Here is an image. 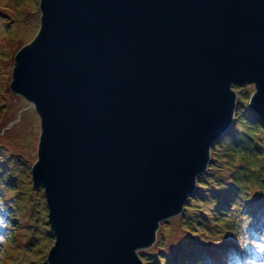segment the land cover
<instances>
[{
    "label": "water",
    "instance_id": "obj_1",
    "mask_svg": "<svg viewBox=\"0 0 264 264\" xmlns=\"http://www.w3.org/2000/svg\"><path fill=\"white\" fill-rule=\"evenodd\" d=\"M11 90L40 118L48 264H145L232 126L264 123V0H40Z\"/></svg>",
    "mask_w": 264,
    "mask_h": 264
},
{
    "label": "rangeland",
    "instance_id": "obj_2",
    "mask_svg": "<svg viewBox=\"0 0 264 264\" xmlns=\"http://www.w3.org/2000/svg\"><path fill=\"white\" fill-rule=\"evenodd\" d=\"M39 2L0 0V207L10 219L0 242V264H48L55 243L44 190L34 189L31 173L38 159L40 118L34 106L10 87L16 53L39 31ZM235 87L238 104L230 130L212 147L208 169L198 178V188L184 211L162 221L156 242L143 249L146 264H188L186 252L199 253L193 258L207 255L212 264H232L227 255L215 250H221L230 236L240 248L257 249L256 255L247 251L256 261L238 260L240 264H264V236H256L253 242L248 239L250 233L251 237L260 231L264 234V228H255L251 218L254 211L264 216V131L257 126L264 123L248 105L254 84ZM239 115L249 121L239 123ZM17 176L21 183H15ZM226 203H231L230 208ZM44 223L48 226L42 227ZM229 228L236 231L235 237ZM47 231L52 240L43 236Z\"/></svg>",
    "mask_w": 264,
    "mask_h": 264
},
{
    "label": "trees",
    "instance_id": "obj_3",
    "mask_svg": "<svg viewBox=\"0 0 264 264\" xmlns=\"http://www.w3.org/2000/svg\"><path fill=\"white\" fill-rule=\"evenodd\" d=\"M239 117H240V120L238 121L239 123H246L247 121H249L246 117H244V116H240L239 115ZM260 119V118H259ZM258 121H261V119L260 120H258ZM257 126H259L260 128H259V130L261 129L262 131H264V126H262L261 124H260V122L257 124ZM232 132V131H231ZM230 132V133H231ZM10 152V151H9ZM11 153V152H10ZM12 154V153H11ZM13 155V154H12ZM14 155H17V154H14ZM13 155V157H15ZM9 165H10V167L12 166V164L11 163H9ZM5 174V173H4ZM21 177L20 176H17V180H16V182L15 183H21ZM198 181H199V179H198ZM200 183V182H199ZM18 188V187H17ZM17 190H21V189H17ZM14 194H12L11 196H13ZM0 197H2L1 195H0ZM226 205V207L227 208H230V206H231V203H226L225 204ZM0 209H1V207H0ZM223 209V208H222ZM218 212H222V210L221 209H218ZM11 214V213H10ZM251 218L253 219V222H254V224L253 225H255V228H258V227H263L264 228V216H262L260 213H258V212H256V211H254V215H252L251 216ZM9 218H7L6 216H4V213H3V211H2V209L0 210V242H1V240L3 239V234H4V232H5V230H6V228L8 229V223H9ZM216 224H218V222H216ZM11 226V225H10ZM45 226H48L47 224H42V227H45ZM50 226V225H49ZM216 226V225H215ZM258 226V227H257ZM243 227V226H242ZM241 227V228H242ZM246 227L248 228V229H250V230H254V228H253V226L252 225H246ZM215 228L216 227H214V232H215ZM240 228V229H241ZM238 229V228H237ZM232 230V232H233V237H235V235H237L236 234V231H234L233 229H231ZM231 230H230V228L228 229V231H230L231 232ZM254 233H256V232H254ZM258 233V232H257ZM257 233H256V235L255 236H253V237H251V235H252V233H250V235L248 236L249 238L248 239H250L251 240V242H253V241H255V237L257 236ZM48 234V235H47ZM264 236V234L262 233V231H260V234H259V236L261 237V236ZM47 240H52V238H51V236L49 235V232L47 231V233L45 234V235H43ZM43 236H41V237H43ZM228 239H226L225 241H224V243L221 245V247H222V249L221 250H219V249H216L215 248V250H217L218 252H222L223 254H225V256L227 255L228 257V259H229V261L232 263L234 260V262H233V264H237V263H239L238 262V260H241V262H243L242 260H244V261H246V260H248V257H247V252H245L246 250L247 251H249V252H252L254 255H256L255 254V251H257V249H255V248H253V249H250L249 248V246H248V248L247 249H244V248H240L241 247V245H237V244H234L233 242H231L230 240H231V236L230 237H227ZM244 238V237H243ZM40 238H36V242L39 240ZM251 242H247L248 244L250 243V246L251 247H253V244L251 243ZM246 243V244H247ZM255 244H257V242H255ZM219 245V244H218ZM216 246L217 248L218 247H220V246ZM238 249H242V250H238ZM196 255H199V253H195L194 255H193V253H190V252H186L185 253V255H184V257L186 258L185 259V263H188V264H212V263H210L211 262V260L210 259H208V256L207 255H203V256H201L200 258L199 257H194L193 258V256H196ZM243 255H245V256H243ZM141 258H142V260L144 261V263L146 264V261L144 260V258L141 256ZM255 260V258L253 259V261ZM249 261V260H248ZM240 264V263H239Z\"/></svg>",
    "mask_w": 264,
    "mask_h": 264
},
{
    "label": "bare ground",
    "instance_id": "obj_4",
    "mask_svg": "<svg viewBox=\"0 0 264 264\" xmlns=\"http://www.w3.org/2000/svg\"><path fill=\"white\" fill-rule=\"evenodd\" d=\"M30 137V136H29ZM31 138V137H30ZM31 142H32V140H31Z\"/></svg>",
    "mask_w": 264,
    "mask_h": 264
}]
</instances>
